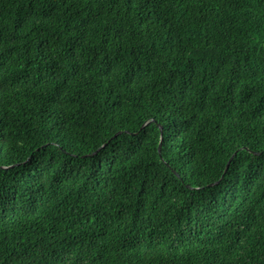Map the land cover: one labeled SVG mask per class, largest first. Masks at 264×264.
<instances>
[{"label": "trees", "instance_id": "1", "mask_svg": "<svg viewBox=\"0 0 264 264\" xmlns=\"http://www.w3.org/2000/svg\"><path fill=\"white\" fill-rule=\"evenodd\" d=\"M0 264H264V0H0Z\"/></svg>", "mask_w": 264, "mask_h": 264}, {"label": "water", "instance_id": "2", "mask_svg": "<svg viewBox=\"0 0 264 264\" xmlns=\"http://www.w3.org/2000/svg\"><path fill=\"white\" fill-rule=\"evenodd\" d=\"M149 122H153V123H155V121H152V120L149 121ZM147 123H148V122L144 123V124L141 126L140 130H141V129H142ZM158 129H159V132H160V142H159V145H158V153L160 154V147H161V140H162V127H161L160 125H158ZM118 134H119V133H116V134L114 135V137L117 136ZM134 135H136V134H134ZM104 145H105V144H103L100 148H98L96 152H98V151H99ZM96 152H94L93 154H95ZM235 154H236V153H234V154L230 157V159L228 160L223 175L226 173V171H227V169H228V167H229V164H230L231 160L233 159V157L235 156ZM223 175H222V177H223ZM215 184H216V183H215ZM212 185H213V184H210V185H208V186L210 187V186H212Z\"/></svg>", "mask_w": 264, "mask_h": 264}]
</instances>
